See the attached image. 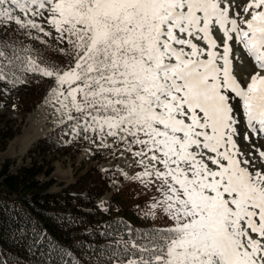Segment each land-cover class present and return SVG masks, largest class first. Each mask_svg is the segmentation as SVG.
<instances>
[{
  "label": "snow or ice",
  "instance_id": "1",
  "mask_svg": "<svg viewBox=\"0 0 264 264\" xmlns=\"http://www.w3.org/2000/svg\"><path fill=\"white\" fill-rule=\"evenodd\" d=\"M13 24L62 59L0 40V82L50 79L65 135L130 154L154 192L144 218H166L116 264H264V144L238 143L242 122L245 142L264 138V0H0Z\"/></svg>",
  "mask_w": 264,
  "mask_h": 264
},
{
  "label": "trees",
  "instance_id": "2",
  "mask_svg": "<svg viewBox=\"0 0 264 264\" xmlns=\"http://www.w3.org/2000/svg\"><path fill=\"white\" fill-rule=\"evenodd\" d=\"M38 22L47 26L40 18ZM31 35H39L47 43L28 38L14 24L0 27V40L22 44L49 63L60 62L62 57L56 48L61 45L35 30ZM23 78L26 83L15 87L0 82V152L20 132L24 117L50 91L48 78L32 74H24ZM12 106L17 108L19 117L8 115ZM71 127L72 122L66 121L38 140L28 152L29 166L15 173L9 171L8 162L1 166L0 264H72L73 260L77 264H116L115 257L136 254L130 245L140 241L141 234L162 228L155 225L153 218H144L148 207L136 203L134 191L121 188L112 192L114 177L97 164L74 168L75 180L50 192L55 182L50 177L54 157L77 152L72 148L71 135H65ZM109 192V200L100 206L98 203Z\"/></svg>",
  "mask_w": 264,
  "mask_h": 264
},
{
  "label": "rangeland",
  "instance_id": "3",
  "mask_svg": "<svg viewBox=\"0 0 264 264\" xmlns=\"http://www.w3.org/2000/svg\"><path fill=\"white\" fill-rule=\"evenodd\" d=\"M14 14L21 15L20 13ZM21 18L23 19L25 17L21 16ZM35 19L37 22L39 21L38 17ZM42 26H44L46 30H50L48 26L43 24ZM234 55L238 57V59L234 61L233 71L241 81H245L248 78L247 74L254 66V62L239 46H234ZM59 108L60 106L56 103V98L50 89L43 101L24 117L20 125V132L8 142L5 150L0 152V169L1 166L7 162L11 173H15L21 167L30 165L31 156L28 152L33 145L38 140L47 136L52 130L66 122ZM7 112L11 117H19L15 106H12ZM246 130L242 122L240 125L241 135L238 143L241 150L247 153L254 151L251 144H256L257 142L264 144V138H260L258 141L257 135L250 132L249 135L251 140L250 142H245L243 136ZM27 140L30 141L28 142ZM93 140L94 137L84 139L82 135H71L70 142L74 151H77L76 153L72 152L70 155H63L60 157H54V155L49 156L56 159L51 163L53 171L50 177L53 178L55 182L52 184L50 192H57L62 188V185L72 183L75 180L74 168L80 167L81 164H83L84 167L90 164H97L102 171H109L112 177H114L111 185L112 192L121 188L131 189L135 192V195H137L136 203L141 206L146 205L149 207L154 192L145 189L138 181L132 179L135 172L139 170V166L133 162L130 154L120 155L121 149H118V147L112 143L111 139L106 141V143L110 145L108 148L98 146L99 142L97 141L94 143ZM96 153H98V157L95 156ZM72 155H74L75 158ZM47 161H49V158ZM45 163L44 160V164ZM40 179L43 180L44 177H40ZM110 196L111 192L106 193L98 204L103 206V202L108 201ZM153 219L155 225L158 227L163 228L166 226V218L161 219L157 217Z\"/></svg>",
  "mask_w": 264,
  "mask_h": 264
},
{
  "label": "bare ground",
  "instance_id": "4",
  "mask_svg": "<svg viewBox=\"0 0 264 264\" xmlns=\"http://www.w3.org/2000/svg\"><path fill=\"white\" fill-rule=\"evenodd\" d=\"M28 142L30 141V140H27Z\"/></svg>",
  "mask_w": 264,
  "mask_h": 264
}]
</instances>
